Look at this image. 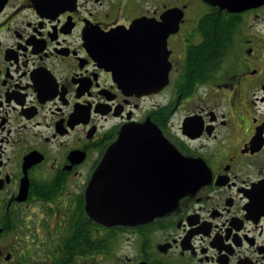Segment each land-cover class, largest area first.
<instances>
[{"label":"flooded vegetation","instance_id":"af4514ba","mask_svg":"<svg viewBox=\"0 0 264 264\" xmlns=\"http://www.w3.org/2000/svg\"><path fill=\"white\" fill-rule=\"evenodd\" d=\"M246 2L0 0V264H264V1ZM145 122L171 151L120 136ZM120 139L108 208L136 221L104 224L86 191ZM173 151L204 182L157 214Z\"/></svg>","mask_w":264,"mask_h":264},{"label":"water","instance_id":"95a60500","mask_svg":"<svg viewBox=\"0 0 264 264\" xmlns=\"http://www.w3.org/2000/svg\"><path fill=\"white\" fill-rule=\"evenodd\" d=\"M210 2H218L223 1L225 3H235V2H246L245 5L248 4H257L260 1L264 0H209ZM178 10V9H177ZM181 13H178L180 15ZM178 23L172 22L171 24H167V28L162 30V34L165 36L168 35L169 32L176 30ZM158 127L153 124H148L145 122L144 124L134 125L130 127H124L120 132V136L123 135H134V134H145V133H155V135L150 136L152 140H154L155 146H157L158 151L160 149L168 152L171 151L169 144L163 141V137L160 133ZM125 137V136H124ZM121 139L119 141H115L110 151L103 157V159L97 165L93 178L88 184V189L86 191V205L85 208L88 210L90 214H93L94 217L98 218L104 224H117V223H127L134 222L133 219L127 218L126 213H123L118 216H114L113 213L108 208V201L106 196V184H105V172L110 164V159L116 156L122 155L119 150L124 149L123 144L121 143ZM174 152V151H173ZM171 155V154H170ZM176 152H174V173L172 181L169 185L161 184V208L158 209L157 214L162 211H166L172 207V205L180 198L184 193L199 187L204 180L191 178L192 173L185 172L184 163L182 159L177 158ZM181 162V165H178ZM178 165V166H177ZM170 169V168H169ZM127 218V219H126Z\"/></svg>","mask_w":264,"mask_h":264}]
</instances>
